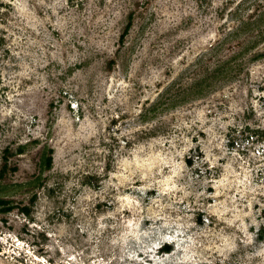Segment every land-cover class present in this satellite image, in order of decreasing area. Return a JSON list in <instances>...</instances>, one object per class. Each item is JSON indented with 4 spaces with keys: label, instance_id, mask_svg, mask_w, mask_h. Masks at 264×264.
<instances>
[{
    "label": "rangeland",
    "instance_id": "1",
    "mask_svg": "<svg viewBox=\"0 0 264 264\" xmlns=\"http://www.w3.org/2000/svg\"><path fill=\"white\" fill-rule=\"evenodd\" d=\"M263 49L264 0H0V264H264Z\"/></svg>",
    "mask_w": 264,
    "mask_h": 264
},
{
    "label": "trees",
    "instance_id": "2",
    "mask_svg": "<svg viewBox=\"0 0 264 264\" xmlns=\"http://www.w3.org/2000/svg\"><path fill=\"white\" fill-rule=\"evenodd\" d=\"M133 12H134V9H130L129 12L127 13V20H126V23L124 24L123 28H122V31L120 33V36H119V40H122V38L128 33L130 27H131V20L133 18ZM244 23V22H243ZM243 23L241 24V27L243 26ZM243 30V29H242ZM255 43H252V46L251 47H254ZM264 56V49L262 51H259V52H256L254 55H253V59H258L260 57ZM18 150H21V147L18 148ZM51 147H49V153L48 151H41V160H40V169L41 171L43 169H48L50 166H51V163H52V153H51Z\"/></svg>",
    "mask_w": 264,
    "mask_h": 264
}]
</instances>
